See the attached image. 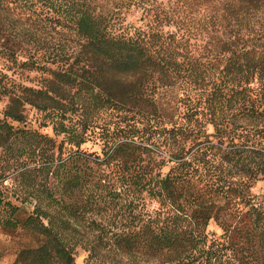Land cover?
Wrapping results in <instances>:
<instances>
[{"label":"trees","instance_id":"obj_1","mask_svg":"<svg viewBox=\"0 0 264 264\" xmlns=\"http://www.w3.org/2000/svg\"><path fill=\"white\" fill-rule=\"evenodd\" d=\"M0 56V180L34 200L19 223L0 191V227L36 236L12 264H73L81 225L90 258L264 264V0H0ZM117 180L139 210L109 230L87 214Z\"/></svg>","mask_w":264,"mask_h":264},{"label":"rangeland","instance_id":"obj_2","mask_svg":"<svg viewBox=\"0 0 264 264\" xmlns=\"http://www.w3.org/2000/svg\"><path fill=\"white\" fill-rule=\"evenodd\" d=\"M16 41H18L17 38L14 42ZM56 44V39L48 40V45L50 46L48 49L49 52L53 50V47H56ZM20 45L28 49H34L38 46L37 43H26L24 41L21 42ZM39 51L43 50L41 49ZM7 65L8 62L0 56V69L11 74L12 70H8ZM41 75L42 73L39 71L24 70L20 74H16V78L25 85L35 86L38 85ZM3 106L4 102H0V112ZM42 116L43 114L41 112L31 107L27 108V124L33 129H37L40 132L47 133L54 137L51 125L45 120L43 121ZM44 122L46 124H43ZM61 137V135L55 136V139L59 141ZM83 148L88 151L99 152L101 150L99 143L95 140L87 141L83 144ZM15 174V172L9 174L5 181L0 180V191H3L6 197L5 199L9 200L13 205L18 206L15 217L19 223H22L24 219L32 213L34 200L27 198V200L23 201L26 192L18 185L19 179ZM124 185L122 181L117 180L114 185L113 183L111 184L112 187L107 186L104 188V195L98 202L97 209L87 214L90 215V219L99 222L109 230L115 229L116 227H124L132 221H135L138 216L137 213L139 208L135 206V202H133L132 198L124 193ZM251 191L255 194L264 192V183L262 181L257 182L252 187ZM143 194H145V192H143ZM155 205L156 203L154 200L146 197V206L149 210ZM20 227L15 230L7 227H0V264H12L19 249L36 243V236L27 229ZM79 230L80 233L77 236L79 243L74 249L75 259L73 264H165L162 262L160 256L149 258L140 255H128L115 249L106 251L104 248H101L97 257L90 258V254L86 250V247L93 243L95 232L84 225H81ZM208 230L215 232L216 236L221 233L220 229L213 224L208 226ZM239 256V253L228 251L226 256H224L225 260L222 261V264H254L251 261H245L246 263L240 262L238 260Z\"/></svg>","mask_w":264,"mask_h":264}]
</instances>
